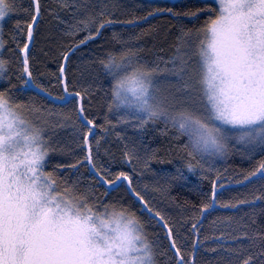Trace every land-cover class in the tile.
<instances>
[{
  "label": "trees",
  "instance_id": "16d2710c",
  "mask_svg": "<svg viewBox=\"0 0 264 264\" xmlns=\"http://www.w3.org/2000/svg\"><path fill=\"white\" fill-rule=\"evenodd\" d=\"M39 5L41 17L27 55L35 86L24 84L22 57L35 6L33 0H15L2 22L0 57L7 70L0 91L17 103L41 109L39 116L27 109L24 115L38 122L50 141L45 172L52 173L61 189L67 185L77 195H87L90 203L129 210L143 224L156 264H176L166 227L142 208L127 181L110 190L84 160V141L91 127L94 132L88 143L96 172L115 184L119 173H126L132 189L172 228L186 261L194 256V264H243L251 256L252 264H264V180L245 179L264 162V147L233 143L222 157H216L193 152L188 136L164 118L141 126L142 114L114 103L115 77L101 63L113 56L129 65L125 74L137 67L153 70V84L168 111L187 109L203 116L207 101L200 83L198 52L207 39L205 29L219 15L218 5L213 0H67L66 4L39 0ZM209 8L215 11H206ZM147 16L144 22L123 24ZM109 20L112 23L99 37L69 57L65 91L60 74L64 55L89 34L96 36L99 24ZM81 22L89 27L84 29ZM176 57L182 60L173 64ZM181 63L185 71L177 74ZM68 93L71 97L66 100ZM189 97L194 104L178 103ZM81 100L84 119L78 111ZM189 163L194 165L192 171ZM213 187H223L214 200ZM204 205L212 206L202 214Z\"/></svg>",
  "mask_w": 264,
  "mask_h": 264
},
{
  "label": "snow or ice",
  "instance_id": "6c2138e0",
  "mask_svg": "<svg viewBox=\"0 0 264 264\" xmlns=\"http://www.w3.org/2000/svg\"><path fill=\"white\" fill-rule=\"evenodd\" d=\"M14 2L0 0V22L12 11ZM61 2L66 4L67 0ZM213 2L218 5L219 15L205 29L207 39L201 42L198 52L200 83L207 101L203 116L187 109L168 111L164 98L158 95L159 89L153 84V70L137 67L120 77L118 73L129 67L123 59L117 61L116 57L109 56L107 62L101 61L106 71L117 77L113 86L114 103L134 107L144 117L141 126L164 118L187 135L193 152L200 154L223 153L227 133L233 130L243 133L241 139L264 144V0ZM36 12H39V0H36ZM81 23L84 29L89 27L88 23ZM103 27L104 23L99 24L96 35ZM31 36L29 25V40ZM94 38L91 34L87 37ZM3 47L0 24V49ZM180 50L178 48L177 52ZM23 51L24 84L29 85L33 82L28 69L27 45ZM63 58L67 61L68 57ZM178 60L182 58L176 57L172 63ZM6 70V62L0 58V77ZM176 71L177 74L185 71L183 63ZM60 72L63 79V67ZM186 91H190L187 86ZM178 103L194 104L195 101L189 97ZM24 109L41 114V109L35 105H22L0 91V264H156L153 244L143 224L129 210L90 203L87 195H77L67 185L61 189L52 173L45 172L50 141L44 138L38 122L25 118ZM78 111L83 115L82 106ZM87 123L94 127L92 121ZM84 143L87 148L84 160L96 170L92 146L86 137ZM69 167L74 169L76 165ZM187 167L192 171L194 165L189 163ZM97 178L105 184H115L102 176ZM252 178L264 180V162L245 177L246 180ZM121 179L131 188L132 182L126 173L121 172L116 177L117 181ZM132 191L142 208L165 225L177 257L176 264H194V256L186 261L181 254L165 218L158 212L152 213L144 197L135 189ZM215 196L213 187V200ZM211 206L204 205L200 212L203 214ZM101 207L103 211L99 210ZM192 229L194 233L198 231L196 224ZM252 260L249 256L243 264H252Z\"/></svg>",
  "mask_w": 264,
  "mask_h": 264
},
{
  "label": "water",
  "instance_id": "95a60500",
  "mask_svg": "<svg viewBox=\"0 0 264 264\" xmlns=\"http://www.w3.org/2000/svg\"><path fill=\"white\" fill-rule=\"evenodd\" d=\"M33 2H34V6H35V15H34V18H33L32 23L30 24V25H31V31H32L31 39L29 40V38H27V44H26V45H27V55H28V53H29V51H30V49H31V47H32V45H33L35 29H36V26L38 25V22H39L40 17H41L40 5H39V12H38V14H37V12H36V0H33ZM149 17H150V16H147V17H145L143 20H140V21H135V22H132V23H123V24H125V25H128V24L135 25V24H137V23H141V22L146 21ZM106 25H108V23H105V26H106ZM103 28H104V27H103ZM103 28H100V30H99L100 34H101V31L103 30ZM28 30H29V28H28ZM100 34H99V35H96V36H94V37L97 38V37L100 36ZM90 40H91V39H87V40H85L84 43L76 44L75 46H73V47L69 50V52H67V53L65 54V55H67L68 58H67V61L63 60V64H62V67H63V69H64V72H63V79H62V83H63L64 88H65V84H66V86H67L66 67H67V64H68L69 57L73 54V52H74L77 48H79V47H81L82 45L88 43ZM23 50H24V49H23ZM24 55H25V53H24V51H22V57H24ZM60 74H61V72H60ZM29 86L33 87V84H29ZM34 88L37 89V90H39V91L42 92V93H45L43 90L38 89L37 87H34ZM45 94H46V93H45ZM48 96H50V95H48ZM50 97L52 98V96H50ZM70 97H71V95H69V93H68V94H67V98H66V100H69ZM81 106H82V100L80 101L79 108H80ZM80 116H81L82 119H84L83 115L80 114ZM93 132H94V131H93ZM93 132L87 136V141H88L89 137L93 134ZM90 168H91V165H90ZM91 170H92V172H94V173L96 174V176H100V175L96 172V170H93L92 168H91ZM104 180H105V179H104ZM122 181H124V180L121 179V180L117 181L116 184H114V185H109V184H105V183H104V184H105L110 190H112V189L117 188V187L120 185V183H121ZM127 185H128V183H127ZM128 188H129L130 193L136 198V196L134 195V193H133V191H132V186H131V188L128 186ZM222 188H223V187H221V188L218 189V190L216 189V192L222 190ZM152 213H154V212L152 211ZM151 215H152V214H151ZM162 224H163V223H162ZM164 226H165V225H164ZM167 227H168V226H167ZM172 239H173V236H172Z\"/></svg>",
  "mask_w": 264,
  "mask_h": 264
},
{
  "label": "rangeland",
  "instance_id": "374dc122",
  "mask_svg": "<svg viewBox=\"0 0 264 264\" xmlns=\"http://www.w3.org/2000/svg\"><path fill=\"white\" fill-rule=\"evenodd\" d=\"M151 1H161V0H151ZM167 1L175 2V1H178V0H167ZM2 22H0V24H2ZM1 51H2V49H0V54H1ZM124 75H126V74L123 73V71L118 73V76H120V77H122ZM116 78L117 77H115V82H116ZM2 79H3V77H0V81ZM119 107L136 110L134 107H132L130 105H127V104H120ZM217 124H219V122H217ZM242 135H243V133L241 131H239V130H233L231 132H228L227 133L228 138L225 141L226 150L223 153H215V154H213L212 152H206L205 154L212 155V156H216V157H218V156L219 157H222L224 155V153H226V151L228 150V147L231 144H233V143H240V144H244V145L247 144V146L248 147H251V148H257V147L263 148L264 147V144H261V143H259L257 141L248 142L246 139H241V136ZM45 163H46V161H45Z\"/></svg>",
  "mask_w": 264,
  "mask_h": 264
}]
</instances>
